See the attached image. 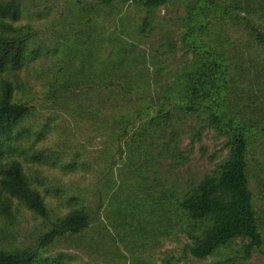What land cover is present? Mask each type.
<instances>
[{"label":"rangeland","instance_id":"rangeland-1","mask_svg":"<svg viewBox=\"0 0 264 264\" xmlns=\"http://www.w3.org/2000/svg\"><path fill=\"white\" fill-rule=\"evenodd\" d=\"M94 2L18 0L20 18L7 19L16 29L7 34L30 35L24 68L4 74L14 84L16 100L31 107L17 126L13 155L45 196L48 217L14 200L13 216H0V241L11 248L34 246L51 222L83 207L100 213L86 230L65 235L42 249L41 258H48V264L55 260L60 264H165L171 256L173 264H264V244L246 261L223 263L242 255L240 240L204 260L185 256L190 229L186 219L174 221L163 234L168 201L181 197L227 156L224 136L207 127L201 117L185 114L169 127L179 152L188 158L185 162L174 167L171 152L160 153L165 139L153 146L152 154L130 151L138 147L130 146L136 141L129 139L138 126L133 128L122 119L135 117L138 108L150 101L159 86H168V79L190 58L182 40L184 3L171 0L161 7L152 30L141 34L139 24L145 15L141 7L129 1L119 17L108 15L109 9L102 7L95 11ZM121 29L127 32L126 40L140 41L138 53L148 50L158 56L157 65L164 67L163 82L151 81L149 92L133 100L134 104L115 95L112 88L105 90L101 64L91 69L97 58L101 63L118 58L113 50L121 45L111 43V38ZM77 33L84 40L101 34L105 41L99 48L94 43L78 44ZM150 65L152 80L158 66ZM125 128L128 135L119 139ZM148 139L146 143L151 142ZM257 156L253 144L250 158L255 161ZM250 187L256 210L264 218V187L254 176Z\"/></svg>","mask_w":264,"mask_h":264},{"label":"trees","instance_id":"trees-1","mask_svg":"<svg viewBox=\"0 0 264 264\" xmlns=\"http://www.w3.org/2000/svg\"><path fill=\"white\" fill-rule=\"evenodd\" d=\"M129 1L145 12L139 24L141 34L152 30L156 11L171 2L95 0L93 9H109L108 15L120 17ZM180 2L186 13L182 40L190 58L177 69L172 80L168 79V86H159L150 103L138 108L135 117L125 115L122 121L133 128L138 126L129 137L136 141L130 146H138L131 152L152 154L153 146L165 139L160 153L170 151L174 167L188 159L179 152L174 131L169 135V127L177 117H201L207 127L225 137L227 156L181 197L168 201V223L163 234L170 231L168 227L174 221L186 219L190 229L183 248L185 256L204 260L240 240L242 255L228 257L223 263L242 262L264 244V218L256 210L250 187L253 176L264 187V0ZM20 15L18 0L0 1V216L11 218L14 200H18L36 215L47 218L45 196L33 186L22 162L13 155L17 126L31 112L30 105L16 100L14 84L4 76L20 71L27 62L30 35L7 34L16 31L7 19L15 21ZM126 33L121 29L111 38V43L121 45L113 50L118 58H107L103 63L97 58L91 69L101 64L100 73L108 88L105 90L112 88L115 95L134 104L133 100L138 101L141 94L149 92L147 85L151 81L156 85L163 82L164 67L157 65L158 56L148 50L138 53L140 41L126 40ZM76 39L78 44L94 43L98 48L105 41L101 34L84 40L77 33ZM150 62L158 66L152 80ZM128 133L127 128L122 129L119 139ZM148 138L151 142L146 143ZM253 144L259 154L255 161L250 158ZM99 213L83 207L70 210L51 222L34 246L11 248L0 241V264H48V258H41L40 251L65 235L86 230ZM174 258H166L165 264H173ZM52 264L60 262L55 260Z\"/></svg>","mask_w":264,"mask_h":264}]
</instances>
